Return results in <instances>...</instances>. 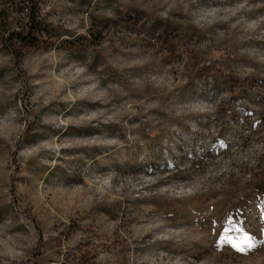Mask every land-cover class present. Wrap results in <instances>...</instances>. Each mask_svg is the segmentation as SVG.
I'll return each mask as SVG.
<instances>
[{
    "label": "rangeland",
    "instance_id": "rangeland-1",
    "mask_svg": "<svg viewBox=\"0 0 264 264\" xmlns=\"http://www.w3.org/2000/svg\"><path fill=\"white\" fill-rule=\"evenodd\" d=\"M0 264H264V0H0Z\"/></svg>",
    "mask_w": 264,
    "mask_h": 264
},
{
    "label": "trees",
    "instance_id": "trees-1",
    "mask_svg": "<svg viewBox=\"0 0 264 264\" xmlns=\"http://www.w3.org/2000/svg\"><path fill=\"white\" fill-rule=\"evenodd\" d=\"M35 15L33 12V9L31 7H28L27 10V22L22 30V32L18 33V38L20 40H25L28 37L32 36V34L35 32L36 29V23H35ZM9 47V46H8ZM11 50H13V48H11V46L9 47ZM247 192L244 191L242 194H239V196L241 195H245Z\"/></svg>",
    "mask_w": 264,
    "mask_h": 264
},
{
    "label": "snow or ice",
    "instance_id": "snow-or-ice-1",
    "mask_svg": "<svg viewBox=\"0 0 264 264\" xmlns=\"http://www.w3.org/2000/svg\"><path fill=\"white\" fill-rule=\"evenodd\" d=\"M251 247V246H250Z\"/></svg>",
    "mask_w": 264,
    "mask_h": 264
}]
</instances>
